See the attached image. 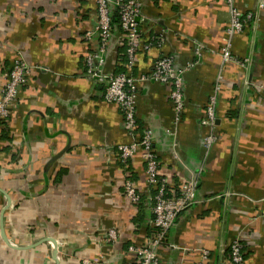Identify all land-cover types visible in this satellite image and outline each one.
<instances>
[{"label": "crops", "instance_id": "1", "mask_svg": "<svg viewBox=\"0 0 264 264\" xmlns=\"http://www.w3.org/2000/svg\"><path fill=\"white\" fill-rule=\"evenodd\" d=\"M233 4L255 19L233 36L238 62L222 63L230 20L224 0H142L146 18L132 74L149 72L162 54L177 68L195 62L184 73L178 120L168 84L136 83L137 127L151 133L158 175L169 190L196 181V202L168 230L158 264H195L203 250L205 264H230L223 250L236 236L246 264H264V0ZM96 8V0H0V87L17 54L29 67L0 120V264H132L129 246L151 234L149 201L137 205L124 192L127 178L142 195L151 190L141 151L119 156L118 146L136 135L119 106L104 100L103 85L84 72L86 53L98 45ZM155 36L163 43L143 48ZM122 43L114 24L104 72L124 67ZM216 83L217 138L206 149L209 128L201 121ZM109 229L114 242L106 240Z\"/></svg>", "mask_w": 264, "mask_h": 264}, {"label": "built area", "instance_id": "2", "mask_svg": "<svg viewBox=\"0 0 264 264\" xmlns=\"http://www.w3.org/2000/svg\"><path fill=\"white\" fill-rule=\"evenodd\" d=\"M229 8L230 20L225 28L226 36L224 43L220 48L222 63L238 62L232 55L231 44L235 34L240 33L245 23L255 19L254 12L246 13L238 10L233 0H224ZM97 2V21L94 33L98 36V45L94 50L86 53L84 58V72L89 78L95 79L104 87L103 98L108 103L117 104L123 113L125 128L131 135L136 134V100L137 86L139 80H152L169 85V99L174 110L175 120L179 119L184 107V73L189 70L193 62L187 63L183 68H177L174 63V57L170 54L160 55L153 63L152 68L147 73L138 76L132 74L131 70L135 62L136 51L140 44V28L145 20L142 13V0H96ZM259 7L263 6L261 2ZM113 10L119 12V26L123 30V38L126 43V71L117 73L104 72V62L107 55L108 39L112 31L111 14ZM91 32H86L87 38H90ZM164 39L161 36H155L143 43V48L148 49L153 45L160 46ZM196 53L199 54L198 48ZM247 60L245 58L241 64ZM29 67L24 58L17 54L12 61L10 69L5 75L3 84L0 87V120H5L9 115V104L18 93L20 86L27 80ZM217 79L219 81L220 76ZM219 84L216 83L214 92H212L205 106V115L202 118V124L209 128V132L203 138V146L208 149L216 140L213 131L216 121V103ZM264 89V86H263ZM119 156L122 160H127L133 154L141 151L145 161L146 181L155 193L150 196L153 204L150 207L152 218V232L144 243L139 246H129L134 251L136 259L132 264H158L159 257L157 248L163 243L167 232L172 226L178 214L189 208L196 202V181L190 179L181 182L175 190L166 188V178L158 175V160L152 148V136L149 130H144L142 135L134 138L130 143L120 144L118 146ZM125 195L134 203L139 202L140 194L134 186L133 181L127 178L124 184ZM261 216L264 218V205L261 210ZM116 239V230L109 229L106 234V240L114 242ZM223 252L227 255V261L230 264H246L243 254V244L241 238L236 236L228 244ZM209 256L207 250L201 252V259L195 264H205ZM80 264H103L101 259L83 258Z\"/></svg>", "mask_w": 264, "mask_h": 264}, {"label": "trees", "instance_id": "3", "mask_svg": "<svg viewBox=\"0 0 264 264\" xmlns=\"http://www.w3.org/2000/svg\"><path fill=\"white\" fill-rule=\"evenodd\" d=\"M111 23H112V28L114 27V24H117L118 27L120 28V26H119V12H118V10H113V12L111 14ZM120 30L123 32V30L121 28H120ZM122 45H123V48H124V65H123L124 67L122 69H120V71H117V72H122V71H126L127 70L126 65H125L126 64V61H127V56H126V43H125L124 38H123ZM117 72H113V73H117ZM137 132H139V135L137 134ZM142 133H143V130L142 129H139L137 127L136 128V134H135L136 137L138 138L140 135H142ZM166 188L169 189L167 185H166ZM154 193H155V190L154 189H151L149 195L152 196ZM139 194H140V200H139V202L136 203L137 205H140L143 200H148L146 196H144V195L141 194V192H139ZM148 201H149L150 206H151L153 204V202L151 200H148ZM151 218H152V214H151ZM151 232H152V227H151ZM241 242H242V240H241ZM242 244H243V242H242ZM243 254H244V258H245V246H244V244H243Z\"/></svg>", "mask_w": 264, "mask_h": 264}, {"label": "water", "instance_id": "4", "mask_svg": "<svg viewBox=\"0 0 264 264\" xmlns=\"http://www.w3.org/2000/svg\"><path fill=\"white\" fill-rule=\"evenodd\" d=\"M8 202H9V201H8ZM8 202H7V204L4 206V208H6V207L8 206V204H9ZM2 217H3V216H2V214H1V223H2V221H3ZM2 236H3V238L5 239V236L3 235V231H2ZM5 240H6V239H5ZM53 252H54V250H53Z\"/></svg>", "mask_w": 264, "mask_h": 264}]
</instances>
